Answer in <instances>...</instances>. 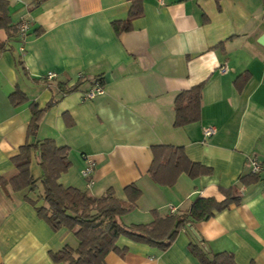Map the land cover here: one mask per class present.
Wrapping results in <instances>:
<instances>
[{
    "label": "crops",
    "instance_id": "obj_1",
    "mask_svg": "<svg viewBox=\"0 0 264 264\" xmlns=\"http://www.w3.org/2000/svg\"><path fill=\"white\" fill-rule=\"evenodd\" d=\"M4 1L10 29L0 28V176L16 175L21 146L52 140L71 161L57 180L62 187L96 198L112 190L126 200L125 187L137 186L135 209L120 218L125 225L183 212L199 197L222 200L220 190L232 187L239 204L187 224L165 250L120 237L127 251L109 253L105 264H201L191 243L209 257L227 252L235 264H264V182L249 179V160L264 159V0H140L141 14L118 33L113 23L128 19L131 0ZM48 71L57 77L46 80ZM96 81L104 92L84 99ZM199 84V120L175 126L176 97ZM61 86L77 89L62 93ZM50 101L29 135L32 105ZM209 126L216 132L205 137ZM155 146L180 147L211 173H182L160 185L149 173ZM86 159L94 162L88 178ZM29 170L33 190L0 184V264H68L51 253L75 249L78 240L38 216L43 171L35 151Z\"/></svg>",
    "mask_w": 264,
    "mask_h": 264
},
{
    "label": "trees",
    "instance_id": "obj_2",
    "mask_svg": "<svg viewBox=\"0 0 264 264\" xmlns=\"http://www.w3.org/2000/svg\"><path fill=\"white\" fill-rule=\"evenodd\" d=\"M41 1L35 0L34 3L38 4ZM215 1L218 3L220 0ZM141 11V1L131 0L128 19L124 23H113L116 33L129 30L131 20L139 16ZM0 28L10 29L7 3L4 0H0ZM243 78L240 75L234 81L237 88L244 83ZM202 87L203 84H199L178 94L174 102L175 126H184L199 120ZM61 89L62 93H67L76 90L77 86L69 88L61 86ZM22 99L19 97L15 104H19ZM55 102L50 101L43 108H38L36 104L32 105L28 126L29 135L36 134L43 113ZM32 151L38 153L39 165L43 171L41 179L43 193L40 199L44 205L35 207L38 216L53 231L65 228L78 240V246L75 249L65 246L60 251L51 253L55 263L105 264V258L109 253L115 252L122 255L127 251L126 247L118 246L120 237L165 250L178 231L187 224L206 220L214 212L240 202L239 196L230 187L220 190L223 195L222 200L199 197L183 212L166 217L154 213L153 220L148 224L125 225L120 218L135 209L136 201L141 195L137 186L131 184L125 187L126 200L116 198L112 190L96 198L88 195L86 191L62 187L57 180L71 166L68 149L56 146L54 141L49 139L21 146L18 155L13 157L16 175L9 179L0 176V184H9L14 191L27 187L31 190L35 188L36 180L30 175L29 170ZM152 154L153 160L149 173L160 185H173L182 173L191 178L211 173L210 168L191 162L180 147L155 146L152 148ZM256 178H258L256 175L249 174V179ZM30 202L36 206L37 201ZM190 251L201 264H235L233 256L227 252L215 253L209 257L208 253L193 243L190 244Z\"/></svg>",
    "mask_w": 264,
    "mask_h": 264
},
{
    "label": "built area",
    "instance_id": "obj_3",
    "mask_svg": "<svg viewBox=\"0 0 264 264\" xmlns=\"http://www.w3.org/2000/svg\"><path fill=\"white\" fill-rule=\"evenodd\" d=\"M160 3H162V0H159ZM28 22L27 21H22L19 25H18V32L20 34V36H24L25 33L28 30ZM20 50L23 51L24 47L21 46ZM57 77V74L53 71H48L45 74V79L48 81L54 80ZM104 92V88L103 85L99 82L96 81L93 85V87L87 91L84 95L83 98L84 99H92L93 97H95L96 95H100ZM216 132V129L212 126L206 127L204 128V136L205 137H209L212 134H214ZM94 172V162L91 159H86V164L85 167L83 168V170L81 171V174L83 177H90ZM249 172L252 175H256V176H261L262 175V181L264 182V159L260 160L257 158H251L249 160Z\"/></svg>",
    "mask_w": 264,
    "mask_h": 264
}]
</instances>
